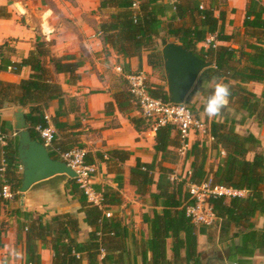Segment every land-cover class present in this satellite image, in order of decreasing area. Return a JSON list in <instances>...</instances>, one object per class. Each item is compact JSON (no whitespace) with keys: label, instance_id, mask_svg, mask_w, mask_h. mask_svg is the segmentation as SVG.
<instances>
[{"label":"trees","instance_id":"trees-1","mask_svg":"<svg viewBox=\"0 0 264 264\" xmlns=\"http://www.w3.org/2000/svg\"><path fill=\"white\" fill-rule=\"evenodd\" d=\"M139 3L135 10L132 0L101 1L100 10H113L100 25L106 45L125 59H141L147 54L148 65L163 70L159 42L184 44L201 59L214 63L215 67L205 70L203 76L226 83L231 93L229 101L243 110L246 117L255 118L258 124L264 125V93L257 97L242 85L248 82L264 84V6L259 1L250 0L244 21L248 35L256 41L238 50L198 47L209 35H216L218 41L231 39L224 34L223 12L219 18L215 15L218 10L215 1L208 6L203 0H139ZM82 65L74 56L55 57L52 43L38 38L35 49L21 63L1 60L0 72L9 67L15 72L29 67L31 75L18 84L0 79V110L8 105L24 108L33 139L43 143L36 127L49 125L46 113L57 100L58 107L51 121L58 132L65 131L68 124L62 119L77 112L80 106L75 98L69 99L70 106H67L58 75H68L70 84L76 85L81 79L78 71ZM149 90L152 96L169 102L164 86L151 85ZM120 94L122 97H116V102L123 109L130 104L132 96L129 91ZM190 108L195 115V108ZM236 124L235 120L211 122L209 133L214 139L211 147L207 146L206 139L198 140L187 153L193 159L188 179L173 181V170L160 167L157 192H152L157 163L138 161L131 169V184L139 195L149 196L154 206L153 216L144 218L150 232L148 239L131 235L115 214L112 213L111 218L105 216V211L122 205L118 193L95 186L103 196L101 209L88 201L76 179L64 176L71 195L80 203L75 213L56 215L46 222L42 216L33 217L17 210L19 217L26 220L19 226L26 234V264H41L39 243L51 248L53 264H252L258 251L264 249V223L259 226L256 221L258 216L264 218V151L256 136L237 133ZM11 127L12 124L0 116V133L6 136V145L0 144V192L9 185L13 194L12 200L0 196V216L11 201L19 203L21 199L19 138L12 136ZM180 146L175 126L157 128V153L167 154L171 147L178 149ZM75 149L85 147L80 143L65 147L56 137L49 151L54 159L62 160L56 150L66 153ZM210 152L215 153L213 163L209 162ZM129 158L130 153L124 150L88 152L84 162L86 165L105 164L108 173L121 175ZM3 166L4 171H1ZM205 183L246 192L244 197H210L208 203L216 217L211 227L196 226L187 215V208L195 204L189 184ZM82 220L89 227V237L80 243ZM211 228L217 231L215 237H209L208 248L200 251L199 235H210ZM169 241L171 257L168 255ZM101 249L105 250L103 258L100 257Z\"/></svg>","mask_w":264,"mask_h":264},{"label":"crops","instance_id":"crops-1","mask_svg":"<svg viewBox=\"0 0 264 264\" xmlns=\"http://www.w3.org/2000/svg\"><path fill=\"white\" fill-rule=\"evenodd\" d=\"M101 1L0 0V64L2 59L21 63L35 49L38 38L52 43L55 57L74 56L83 63L78 71L81 79L76 85L70 84L68 75H58V80L66 93L67 106H70L69 99L71 98H75L80 106L77 112H72L62 119L68 124L66 130L58 132L51 121L58 107L57 100L52 103L46 116L49 118L50 125L56 130L57 141L65 147L72 143H80L84 145V150L91 153H107L112 150H124L130 153L129 160L123 165L121 175L110 174L105 164L97 163L98 173L95 186L118 193L122 199V205L112 207L111 213L121 219L131 235L139 239L142 237L148 239L150 232L144 218L153 216L154 206L149 196L142 197L138 194L137 188L131 184V169L137 165L138 161L144 164L156 162L158 167L152 192H157L160 167L169 168L173 170V175L184 178L191 171L193 159L187 156L188 152L181 153L180 148L171 147L170 153L167 154L157 153L155 150L156 130L150 122L143 118L134 99L132 98L130 104L124 106L123 109L117 104L116 97L120 98L122 97L120 93L128 92L125 84L127 76L137 71L150 73L152 68L148 65L147 54H143L141 59H125L118 55L111 46L104 43L100 25L109 18L113 10H100ZM164 1L167 2V0ZM203 1L207 6L211 1L216 2L218 10L215 15L219 18L223 12L221 23L224 27V34L231 37L228 41H217V48L231 47L238 50L246 43L256 41L248 35L244 27L250 0ZM257 1L264 6V0ZM198 47L209 49L204 42ZM118 66L122 67V73L116 71ZM213 67H215L214 63ZM111 72L121 74L123 77H108ZM30 75L31 68L29 67H24L19 72L8 69L0 72V79L18 84L28 79ZM200 77L196 83L200 86L198 93L192 99L193 106L199 111L198 119L206 122L208 126L212 121L225 123L235 120L236 132L241 135L256 136L261 141L264 151V125L258 124L255 118L246 117V113L234 103L229 101L218 118L209 119L203 114L207 97L217 81L214 78L204 76L200 79ZM232 83L236 84V82ZM242 85L257 97H261L264 93V84L248 82ZM17 108L19 107L8 105L0 110L1 118L12 124L13 133H15L14 112ZM139 120L142 122L138 123ZM205 139L207 146L211 147L213 141L197 135L191 136L192 146L198 140ZM214 154L210 152V163L214 161ZM79 208L80 203L71 195L64 176H57L34 185L25 194L24 209L21 208L20 202L11 201L10 205L2 210L0 261L7 258V264L27 263L26 234L25 231L19 229V226L26 220L19 217L18 209L33 217L42 216L46 222H49L56 215L75 213ZM256 221L259 226H262L264 218L258 216ZM88 237L89 227L82 220L79 242L87 241ZM208 239L209 235H199L200 251L208 248V241H210ZM170 244L169 241V257L172 255ZM14 251L20 252L22 257L16 259L11 255ZM39 254L41 264H53L54 254L49 246L39 243ZM252 264H264V249L258 251Z\"/></svg>","mask_w":264,"mask_h":264},{"label":"built area","instance_id":"built-area-1","mask_svg":"<svg viewBox=\"0 0 264 264\" xmlns=\"http://www.w3.org/2000/svg\"><path fill=\"white\" fill-rule=\"evenodd\" d=\"M132 1L134 3L133 9H138L140 4L139 0ZM217 41L216 35H209L205 40L204 45L209 48H217ZM9 70L15 69L10 67ZM116 71L118 73H122L123 69L122 67L118 66ZM126 79L129 85V93L138 106L143 118L150 122L155 130H157L158 127L167 125H173L177 128L181 140V153L186 154L191 150L192 135L205 137L207 139L209 138L211 141H214L213 137L209 133V126L206 124V122L195 117L187 102L184 104H173L171 102H166L161 98L152 96L149 90L150 87L148 86L145 72H134L128 75ZM46 119L49 121L47 116ZM36 131L48 149L52 148L56 139L55 128L49 123V125L46 127L38 125L36 127ZM13 136H16V132L13 133ZM0 144L2 146L6 145V136L1 133ZM56 151L61 157L62 161H65L78 174L76 179L77 183L79 188L88 198V201L103 209V196L95 189V178L98 173V169L96 165H86L84 162L88 152L84 149H75L66 153H62L59 150ZM222 154L224 155V152ZM1 171H4V166ZM190 176L191 171L184 178H181L177 175H172L171 179L173 181H181L183 179H188ZM188 187L192 199L195 200V204L187 208V215L191 218L193 224L196 226L211 227L216 221L215 214L208 203V199L210 197L225 196L230 198L235 196L244 197L246 195L245 191L234 190L222 186L212 187L210 183H205L200 186L189 184ZM0 196L8 200L13 199V194L9 185H5L2 188ZM104 214L107 218L112 217V213L110 211H105ZM104 256L105 250L101 249L100 257L103 258Z\"/></svg>","mask_w":264,"mask_h":264},{"label":"water","instance_id":"water-1","mask_svg":"<svg viewBox=\"0 0 264 264\" xmlns=\"http://www.w3.org/2000/svg\"><path fill=\"white\" fill-rule=\"evenodd\" d=\"M161 49L163 71L166 78L165 92L169 102L184 104L201 74L213 67V62L198 57L184 44L163 41ZM14 130L19 138L18 152L22 170L21 208H25V194L36 184L66 176L77 179L78 174L65 161L54 159L48 147L33 139L24 108L14 112Z\"/></svg>","mask_w":264,"mask_h":264},{"label":"clouds","instance_id":"clouds-1","mask_svg":"<svg viewBox=\"0 0 264 264\" xmlns=\"http://www.w3.org/2000/svg\"><path fill=\"white\" fill-rule=\"evenodd\" d=\"M230 95V88L226 83L215 82L211 93L207 97L203 114L209 119L218 118L222 110L228 105ZM11 255L16 259L22 257V254L17 251H14ZM0 264H7V258L4 261H0Z\"/></svg>","mask_w":264,"mask_h":264},{"label":"rangeland","instance_id":"rangeland-1","mask_svg":"<svg viewBox=\"0 0 264 264\" xmlns=\"http://www.w3.org/2000/svg\"><path fill=\"white\" fill-rule=\"evenodd\" d=\"M159 45H160V51L162 49V41L159 42ZM152 68V67H150ZM111 72V74L108 75V77H123L121 74H117V73H113ZM146 74V78H147V83H148V86L150 87L151 85H162V86H166V78H165V74H164V71L162 69H154L152 68L150 73H145ZM204 76H201L200 79H203ZM126 82V83H125ZM124 83L126 84L127 86V91H129V85H128V82L125 81ZM199 85V84H198ZM196 84V86L194 87V90L191 91V93L189 94L188 98H187V104L190 106V107H194L193 104H192V99L197 95V91H198V86ZM195 108V107H194ZM195 116L196 118H198L200 115H199V111L197 108H195ZM144 229V228H142ZM216 229L215 228H211V230L209 231V237H211V239H214L215 237V234H216ZM145 235H146V232L144 231ZM209 240V239H208ZM209 243V241H208Z\"/></svg>","mask_w":264,"mask_h":264}]
</instances>
